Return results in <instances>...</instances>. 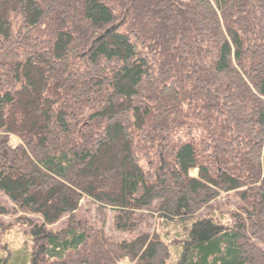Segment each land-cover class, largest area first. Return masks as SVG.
<instances>
[{"label":"trees","instance_id":"16d2710c","mask_svg":"<svg viewBox=\"0 0 264 264\" xmlns=\"http://www.w3.org/2000/svg\"><path fill=\"white\" fill-rule=\"evenodd\" d=\"M9 205L30 264H264V0H0Z\"/></svg>","mask_w":264,"mask_h":264},{"label":"rangeland","instance_id":"374dc122","mask_svg":"<svg viewBox=\"0 0 264 264\" xmlns=\"http://www.w3.org/2000/svg\"><path fill=\"white\" fill-rule=\"evenodd\" d=\"M17 140L14 138L12 144H15ZM197 171L192 172L193 176L197 175ZM231 195H221V197L217 198V200L212 204L215 207V210L224 212L226 208H235L234 200ZM10 208L12 207L9 205ZM15 213L9 215H1L0 214V259H4L6 264H30V259L33 254V240L31 235V224H24V220H20L21 217L25 215L11 208ZM76 218H86L88 217L86 214V206L85 203L81 202L80 209L74 214ZM206 215H210L208 211L201 212L196 218H191L187 220L185 227L190 230L193 223L196 221L206 217ZM29 219V223L39 224L41 219L35 216H26ZM90 217V216H89ZM91 218H95V214L91 213ZM67 217L61 219L57 224L48 227L54 232L59 231L63 228L65 220ZM106 232L109 236L113 235L112 231V220L111 218L108 220ZM178 248L174 246L171 248V258L168 264H177L178 261ZM129 264V263H124Z\"/></svg>","mask_w":264,"mask_h":264}]
</instances>
